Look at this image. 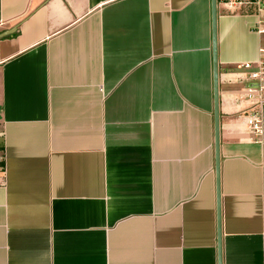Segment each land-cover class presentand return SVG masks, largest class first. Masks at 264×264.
I'll return each mask as SVG.
<instances>
[{"label":"crops","instance_id":"1","mask_svg":"<svg viewBox=\"0 0 264 264\" xmlns=\"http://www.w3.org/2000/svg\"><path fill=\"white\" fill-rule=\"evenodd\" d=\"M259 6L215 3L218 224L211 0H0V264H264Z\"/></svg>","mask_w":264,"mask_h":264},{"label":"built area","instance_id":"2","mask_svg":"<svg viewBox=\"0 0 264 264\" xmlns=\"http://www.w3.org/2000/svg\"><path fill=\"white\" fill-rule=\"evenodd\" d=\"M258 11L261 13V18L258 21L256 32L264 34V1L259 0ZM259 59L256 62H245L242 64L244 73L239 76V79L245 84L242 89L244 99L248 103V111L246 114V123L248 131L256 141L257 137L262 134V120L260 109L264 105V48L259 49ZM1 137V133H0ZM3 153L0 150V171L3 170ZM262 221L264 222V208L261 213Z\"/></svg>","mask_w":264,"mask_h":264},{"label":"water","instance_id":"3","mask_svg":"<svg viewBox=\"0 0 264 264\" xmlns=\"http://www.w3.org/2000/svg\"><path fill=\"white\" fill-rule=\"evenodd\" d=\"M215 3L216 0H211V10H212V40H213V86H214V136H215V172H216V199H217V216L218 224L220 220L219 216V127H218V95H217V61H216V33H215ZM13 30L0 34L1 36L8 35L12 33ZM219 227V225H218ZM220 229H218V248L220 254V244H219ZM220 264V256H219Z\"/></svg>","mask_w":264,"mask_h":264}]
</instances>
